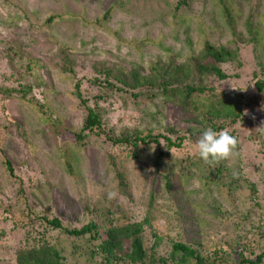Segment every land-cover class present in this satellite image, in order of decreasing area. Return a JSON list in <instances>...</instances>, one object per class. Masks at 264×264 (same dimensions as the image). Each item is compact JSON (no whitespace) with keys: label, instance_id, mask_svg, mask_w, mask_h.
<instances>
[{"label":"rangeland","instance_id":"obj_1","mask_svg":"<svg viewBox=\"0 0 264 264\" xmlns=\"http://www.w3.org/2000/svg\"><path fill=\"white\" fill-rule=\"evenodd\" d=\"M117 2L106 27L95 28L93 24ZM187 2L178 17V0H11L8 8L0 3V88L7 90L6 94L13 91L11 96L0 93V264H17L21 251L44 242L56 246L64 258L62 264H103L102 260L104 264H134L119 251L112 258L120 260L104 259L89 234L75 237L37 217L57 218L69 231L94 223L102 240L109 227H132L148 217L150 225L141 238L150 264H162L152 261L154 258H170L174 242H184L196 254L186 259L179 253L172 255L174 262L167 264H239L264 252V94H258L254 85L255 74L264 79V35L261 46L256 47L245 29L251 17L255 18L253 28L264 30L253 9L260 7L261 13L264 0L234 4L240 37H234L236 33L226 27L218 0ZM23 10L29 17L40 18L45 26L49 18H56L49 29L35 33L33 25L15 26L14 19L22 18ZM201 20L210 23L215 40L235 43L228 49L236 63L223 67L227 81L212 76L202 83L207 88L215 86L220 93H245L244 121L232 126L229 120H214L224 123L239 139V155L231 162L221 160L210 168L199 157L196 141L204 130L213 129L207 116L205 122L192 121L193 116L178 110L171 116L161 102L141 106L125 94L101 102L106 129H114L117 135L138 130L165 134L174 141L183 139L182 147L168 149L164 142V156L160 157L157 149L145 150L141 160L118 163L114 168L110 145L93 138L86 149L73 148L61 135L64 127L54 136V123L65 121L75 129L82 125L83 113L76 111L79 101L73 93L77 78L90 75L94 65L101 63L147 69L149 63L165 60L160 42L180 53L179 61L184 62L199 54ZM147 39L151 43L139 52L130 45L132 40L141 43ZM62 53L76 63L75 79H66L54 69L63 62ZM93 87L84 91L92 105L103 93ZM188 118L191 122L183 121ZM170 128L175 133L171 134ZM60 151L68 153L75 178L69 175ZM2 154L12 162L23 184L9 176ZM216 168L223 173L216 175ZM166 177L171 180L170 188ZM234 181L231 192L220 190L221 185ZM109 190L118 191L123 199L108 200ZM180 215L192 219L187 222ZM242 236L248 237L244 240L246 251ZM130 246V240L124 241L123 253H129ZM242 250L244 255L239 258Z\"/></svg>","mask_w":264,"mask_h":264},{"label":"trees","instance_id":"obj_2","mask_svg":"<svg viewBox=\"0 0 264 264\" xmlns=\"http://www.w3.org/2000/svg\"><path fill=\"white\" fill-rule=\"evenodd\" d=\"M11 0H0V3L8 8ZM238 1L243 0H218V7L221 8L222 16L226 27L230 28L231 33L235 36L238 35L237 24L235 21L236 10L234 4ZM251 1V0H246ZM187 0H178L176 5L177 17L178 13L187 7ZM116 5L107 10L103 16V19L96 21L93 25L97 29H104L105 23L110 21L113 11L116 9ZM257 12L256 19L259 22V25L264 26V9L260 13L258 8H253ZM22 18L17 17L14 20L15 26L27 23L28 25L35 26L32 32L43 33L45 29L50 28V24L56 18L52 16L46 22V26L39 22L40 18H32L25 14L23 10ZM31 15H34L33 13ZM255 19V18H254ZM254 19L249 17L247 20V27H245L249 38H251L256 47L261 46L260 38L264 35V30H259L253 28ZM12 20V19H11ZM210 24L209 22H207ZM204 21L198 22V27L201 32L199 40V54L195 56H188L184 62H180L182 57L180 53L174 52L171 48L163 47L162 43H158V46L165 50V60L160 59L155 60L154 62L149 63L147 69L142 67L136 68H125L124 66L119 65H108L100 64L93 67V70L90 75L84 76L83 78H77L76 83L74 84L75 91L74 97L79 101V104L76 106V111L83 113L82 125L80 128H73L72 126L66 125L65 121L61 125L54 123L53 125V134L55 137H58V130L61 128H66L61 132V135L70 142L73 148L83 150L86 149L88 140L96 139L105 145H110L113 154L110 156L111 165L115 168L118 163L125 161H139L142 159V153L145 150L157 149L159 156L162 157L165 155L163 143L168 149L173 147L180 148L182 147L183 139L172 140L169 136L165 134L154 135L149 131L138 130L134 132H126L121 134H116L114 129H106L103 121L104 111L102 110L101 102H106L108 96H114L115 94H125L132 97V101L135 104H140L141 106H147L149 104H154V102H161V105L167 110L168 113L174 115L175 111H183L188 115L193 116L197 120H202V122L207 121L208 124L213 122V130L220 131L224 130V123L220 125L214 123L216 119H224L223 121H230V125L235 126L241 120L244 121V109H245V93H236V92H222L217 91L215 86L213 87H204L202 83L206 81L209 77L212 76L218 81H227L228 74L223 70V67L232 65L236 63L234 59V53L229 49L235 45L233 41H229L227 44H223L220 39L215 40L212 35L213 30L209 28ZM48 24V25H47ZM219 31L221 29H218ZM228 30V29H227ZM226 30V31H227ZM238 35V36H237ZM221 37L224 36V30L221 31ZM242 39V37H241ZM192 46L191 40L188 41ZM147 43H151L150 40L143 41L139 43L136 40H132V48L135 51L139 52V49H142ZM229 48V49H228ZM14 50V49H13ZM10 50H8L9 52ZM16 51V50H15ZM65 52V51H64ZM62 63L58 65V68L54 69L62 75L64 78H73L76 77L75 65L70 59L69 54H64ZM62 57V56H61ZM5 58H7L5 56ZM10 62V56L8 57ZM37 65V63H36ZM35 66V64H34ZM35 70V68H33ZM256 82L255 88L257 93L260 95L264 94V79L259 77L258 74H255ZM74 82V81H73ZM98 87L100 91H103L101 95L96 96L94 99V105H92L91 100L85 98V89L89 87ZM93 87V88H94ZM105 90L107 92H105ZM0 88V93L5 94V96H11L13 91L7 92ZM211 92V95H208V92ZM72 93V94H73ZM52 94H46V96ZM45 96V98H46ZM25 99V98H24ZM127 100L123 101L125 104ZM44 107V105H43ZM51 110L50 107H45ZM254 109V108H253ZM264 114V109H263ZM253 113V112H252ZM210 115V117H208ZM185 122L189 121V118L183 120ZM191 122V121H189ZM47 123H49L47 121ZM264 124V117L262 120ZM59 124V123H58ZM52 127V125H51ZM169 132L171 134L175 133V130L170 128ZM261 134V133H260ZM1 150V149H0ZM60 158L65 159L66 168L69 172V175L75 178V167L71 164L68 153L60 151ZM115 153V154H114ZM63 154V155H62ZM3 163L7 167L9 176L14 177L15 180H19L20 184H23V179L19 178L15 174V170L12 162L2 154ZM119 158V160L117 158ZM118 160V162H116ZM210 168H214L213 165H208ZM223 172L220 168H216L215 174L221 175ZM120 174L118 173V176ZM232 177V176H230ZM168 188L171 187V180L166 177ZM185 182V180H183ZM183 182V183H184ZM209 180L204 183V186L207 188L209 186ZM237 183L236 181L231 182L227 185H221L220 190L227 189L231 192V187ZM121 188L123 189L124 182L120 181ZM155 186L158 185V182L154 181ZM255 196H252L254 199ZM153 199V198H151ZM261 205L264 208V199L261 201ZM33 213V211H32ZM183 217L182 220H187V222L192 219L190 217L180 215ZM41 222L48 224L53 229H63L64 232H69V234L74 235L75 237H85L90 235V238L96 240L98 254L103 255L104 259L107 260H120L118 256L112 258V255L116 252H121L123 258L134 263V264H150L151 261L146 260L147 254L144 247V242L141 238V234L144 231L146 226L150 225V220L146 218L145 222L137 223L132 227H109L107 230V237L102 240L100 239V234L98 226L94 223L85 225L81 230L69 231L63 228L62 223L59 219H48L47 217H37ZM190 222V221H189ZM199 225L200 222L198 221ZM206 227H210V224H206ZM243 239V248L245 251L247 249L248 243L244 242L245 239H248L246 236H242ZM131 241V250L128 253H123L124 241ZM187 240V238H186ZM91 241V240H90ZM201 243V241H199ZM172 251L170 250V258H161L158 260L156 258L152 259L155 263L161 262L162 264H167L169 262H174L172 255L182 254L186 258H192L196 254V250L190 246L184 244V242H174L171 244ZM245 251H240L238 257H243ZM200 258V257H199ZM63 256L59 253L56 246H50L48 243L44 242L38 244L36 247L29 250L21 251L17 258V264H62ZM264 260V252L258 255L255 259L245 258L240 261L239 264H262ZM105 260H102L104 264Z\"/></svg>","mask_w":264,"mask_h":264},{"label":"clouds","instance_id":"obj_3","mask_svg":"<svg viewBox=\"0 0 264 264\" xmlns=\"http://www.w3.org/2000/svg\"><path fill=\"white\" fill-rule=\"evenodd\" d=\"M196 148L205 164L215 165L221 160L231 162L239 155V139L227 129L216 131L209 127L199 136ZM233 175L237 176L238 173L234 172ZM106 196L110 201L119 202L123 199L122 195L114 190L107 191Z\"/></svg>","mask_w":264,"mask_h":264}]
</instances>
